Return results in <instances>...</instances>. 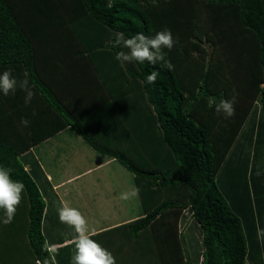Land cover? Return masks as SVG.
I'll use <instances>...</instances> for the list:
<instances>
[{
  "label": "trees",
  "instance_id": "trees-1",
  "mask_svg": "<svg viewBox=\"0 0 264 264\" xmlns=\"http://www.w3.org/2000/svg\"><path fill=\"white\" fill-rule=\"evenodd\" d=\"M164 29L177 40L163 49L170 69L115 59L128 49L114 33ZM8 64L131 174L140 214L109 231H122L136 264H264V0H0V66ZM67 71L94 93L71 111L54 93L71 81ZM221 100L234 101L232 117L216 112ZM27 158L25 169L0 139V166L25 185L14 235L26 239V264H57L42 231L52 214L46 177ZM111 241L97 242L128 264Z\"/></svg>",
  "mask_w": 264,
  "mask_h": 264
},
{
  "label": "crops",
  "instance_id": "crops-1",
  "mask_svg": "<svg viewBox=\"0 0 264 264\" xmlns=\"http://www.w3.org/2000/svg\"><path fill=\"white\" fill-rule=\"evenodd\" d=\"M5 70H10L18 82L25 78L28 80L23 67L19 64L0 66V74ZM44 70H46L45 67L41 72ZM48 74L51 75L42 76L48 84H51L53 82V79H51L53 77L52 72ZM72 74L74 72L67 71L65 76L69 77L71 81H61L57 87L62 88H58L54 92L57 102L65 106L68 105L70 111L75 106H80L83 99L89 101L91 95L94 94L89 91L90 88L83 86L79 80L72 81ZM73 78H75V75H73ZM28 84L35 95L27 105L25 104L26 93L19 87L15 94L4 96L3 93H0V139L15 148L20 159L24 160L25 169L31 167V163H28L30 159L27 158V154L36 158L46 177L43 188L47 190V193H49L47 196L50 198L44 196L46 201H50L46 212L52 213L50 218L44 219L42 231L47 235L46 241L56 263L74 264L73 256L76 254L75 241L77 234L74 228L60 221L59 209L64 204L77 208L80 212L84 208L89 212H114L116 208L121 209V207H124L120 205V202L116 204L113 201L109 202L111 198L108 199L109 195L115 197L116 201V196H114L116 190H108L107 187L112 185L109 178L99 175L102 173L93 174L94 171L99 169H106L111 174L113 169L117 167L116 162L103 154L97 153L83 142L77 132L69 128V124L63 115L50 106L40 90L29 80ZM22 120H27L28 125L24 126L21 123ZM84 145L88 147L86 150H82ZM116 171L118 172V169ZM116 171L115 175H117ZM91 174L92 176L87 177ZM120 179L118 178V180ZM134 189L137 195L135 196V207L132 209L133 215L111 222L106 220L99 223L97 227H89L90 237L95 236V238H92L93 240L98 241L107 237V239L115 241L114 243L120 248L121 255L128 264H136V260L140 256L135 255V253L130 255L131 250L124 243L129 241L123 238L121 230H109L115 229L116 226L130 221L140 214L139 194L136 187ZM22 196L23 199L10 224L2 222L5 213L3 209H0V242L3 241L0 243V259L4 260L2 264H26L30 262V256L24 250L26 247L25 237L14 235L16 228L18 229L22 225V221L24 223V212H27V204L23 193ZM82 198L85 203H83ZM4 234H7V236ZM61 236L63 237L60 238ZM261 241L260 236V243ZM30 264H39V262L35 261Z\"/></svg>",
  "mask_w": 264,
  "mask_h": 264
},
{
  "label": "clouds",
  "instance_id": "clouds-1",
  "mask_svg": "<svg viewBox=\"0 0 264 264\" xmlns=\"http://www.w3.org/2000/svg\"><path fill=\"white\" fill-rule=\"evenodd\" d=\"M115 46L121 49H128L127 52L121 50L115 56V59L121 63L145 62L161 67L171 68L172 65L165 59L166 53L163 49L171 50L177 43L173 38L171 30L164 29L156 32L154 36H147L144 33H136L131 37H126L124 33L113 34ZM27 74H25L26 76ZM158 72L153 71L145 78V83L151 85L156 83ZM26 93L25 104H29L35 93L29 87L28 80L22 81L12 75L10 70H5L0 74V93L4 96L15 94L17 88ZM219 114L224 113L226 118L235 114L234 101L221 100L215 107ZM35 115V113H33ZM24 126L28 125L27 120H22ZM11 169L0 166V209L4 210V224H10L16 214L23 196L25 185L20 181H13L10 177ZM137 195L135 190L121 194L122 200H130ZM59 219L62 223L75 229L77 238L75 241L76 254L73 256L74 264H116L113 254L102 247L97 241L90 238L88 222L85 216L74 207L64 204L59 209Z\"/></svg>",
  "mask_w": 264,
  "mask_h": 264
},
{
  "label": "rangeland",
  "instance_id": "rangeland-1",
  "mask_svg": "<svg viewBox=\"0 0 264 264\" xmlns=\"http://www.w3.org/2000/svg\"><path fill=\"white\" fill-rule=\"evenodd\" d=\"M205 45L207 46V43H205ZM263 127H264V125H263ZM78 144H80V143H78ZM82 144H84V143H82ZM86 148H88V147H86V145H84L82 150H86ZM89 150L91 152V149H89ZM115 164L117 166L116 169H118V172L116 171V169H113V171L110 174L108 172V170L106 171V169H99L97 171H94L93 174L102 173L99 175L107 176L109 178V181L112 185L107 186L108 190H112V189L116 190V195H114V196H116V201H115V197L109 195L108 199H109V197H111L109 202L113 201L115 204L117 202H120V205L124 206V207H121V209L116 208L114 210V212H89V210L86 211L85 208H84V210L82 209L81 213L85 216V218L88 222V227H90V228L97 227L99 225V223L106 221V220H108L107 222H111V221H114L116 219H122V217H126L128 215H133L132 209L135 207L134 204H135L136 198L134 197L130 200H122L121 194L124 192H129V191L135 190L134 189L135 185L131 179V174L126 169H124L121 165H119L117 163H115ZM105 171H106V173H105ZM115 171H116L117 175L114 174ZM90 176H92V174L88 175L87 177H90ZM118 178H121V179L118 180ZM82 201H83V203H85L83 198H82ZM95 203H96V201H95ZM98 203H100V202H98ZM101 203H103V202H101Z\"/></svg>",
  "mask_w": 264,
  "mask_h": 264
}]
</instances>
